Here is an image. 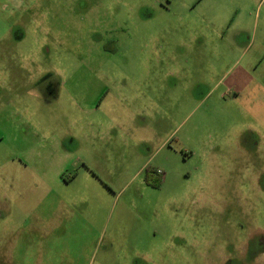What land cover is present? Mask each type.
<instances>
[{
	"label": "rangeland",
	"instance_id": "374dc122",
	"mask_svg": "<svg viewBox=\"0 0 264 264\" xmlns=\"http://www.w3.org/2000/svg\"><path fill=\"white\" fill-rule=\"evenodd\" d=\"M0 264H264V0H0Z\"/></svg>",
	"mask_w": 264,
	"mask_h": 264
},
{
	"label": "trees",
	"instance_id": "16d2710c",
	"mask_svg": "<svg viewBox=\"0 0 264 264\" xmlns=\"http://www.w3.org/2000/svg\"><path fill=\"white\" fill-rule=\"evenodd\" d=\"M150 171L148 169L145 170V174H146V181H149L150 179ZM156 173V189L160 188L162 185V178L161 176L157 173V169L155 170Z\"/></svg>",
	"mask_w": 264,
	"mask_h": 264
},
{
	"label": "flooded vegetation",
	"instance_id": "af4514ba",
	"mask_svg": "<svg viewBox=\"0 0 264 264\" xmlns=\"http://www.w3.org/2000/svg\"><path fill=\"white\" fill-rule=\"evenodd\" d=\"M162 171V170H161ZM162 178V181H163V177H164V172L162 171V174H159ZM158 189V188H157Z\"/></svg>",
	"mask_w": 264,
	"mask_h": 264
},
{
	"label": "built area",
	"instance_id": "2783aa9c",
	"mask_svg": "<svg viewBox=\"0 0 264 264\" xmlns=\"http://www.w3.org/2000/svg\"><path fill=\"white\" fill-rule=\"evenodd\" d=\"M158 174H162V171L160 169H157Z\"/></svg>",
	"mask_w": 264,
	"mask_h": 264
}]
</instances>
